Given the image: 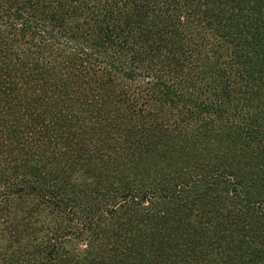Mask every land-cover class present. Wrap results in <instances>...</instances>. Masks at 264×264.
<instances>
[{
    "label": "trees",
    "instance_id": "1",
    "mask_svg": "<svg viewBox=\"0 0 264 264\" xmlns=\"http://www.w3.org/2000/svg\"><path fill=\"white\" fill-rule=\"evenodd\" d=\"M25 196L69 226L27 264H264V0H0Z\"/></svg>",
    "mask_w": 264,
    "mask_h": 264
},
{
    "label": "rangeland",
    "instance_id": "2",
    "mask_svg": "<svg viewBox=\"0 0 264 264\" xmlns=\"http://www.w3.org/2000/svg\"><path fill=\"white\" fill-rule=\"evenodd\" d=\"M68 228L60 216L48 212L35 199L17 197L5 215L0 217V263L4 260L7 264H27L32 258L34 245L41 241L50 242L51 236L58 232L66 236L64 233ZM62 245L63 250L71 247L68 240L62 241ZM77 247L80 251L84 249L83 245Z\"/></svg>",
    "mask_w": 264,
    "mask_h": 264
}]
</instances>
